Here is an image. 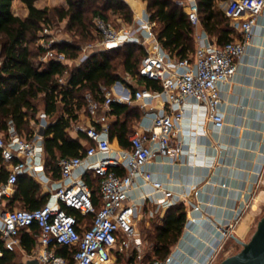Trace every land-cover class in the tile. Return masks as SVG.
I'll use <instances>...</instances> for the list:
<instances>
[{"label": "built area", "instance_id": "1", "mask_svg": "<svg viewBox=\"0 0 264 264\" xmlns=\"http://www.w3.org/2000/svg\"><path fill=\"white\" fill-rule=\"evenodd\" d=\"M177 3L188 14L196 43L194 52L183 58H175L163 47L155 30L156 21H152L148 14L138 25L120 28L103 18H95L100 38L95 43L84 44L78 58H70L54 47L61 41L57 38L60 29L56 25L43 26L37 41L44 48L41 62L54 59L66 64L79 63L95 49L114 48L128 42L145 44L150 38L152 46L142 59L140 74L158 80L162 88L158 91L138 89L135 99L163 94L167 108L152 117L148 129L136 127L131 132L130 147L115 148L110 136L108 111L112 109L113 101L123 102L125 98L104 85L101 86L105 96L103 101L87 92L84 109L89 121H74L72 128L84 132L92 143L79 155L59 159V178H53L46 170L44 138L39 133L41 126L48 125V115L43 113L30 136L19 133L14 121L9 120L7 131L0 136L2 162L8 171L6 178L0 180V257L4 256L5 250H10L25 254V257L14 259L12 264H29L30 259L36 260L37 264H115L116 253H129L135 259L133 264H174L171 254L164 259H147L144 239L139 235L136 212L140 200L160 193L156 199L158 205L170 207L177 204L173 190L155 178L145 165L156 155L181 156L183 141L179 135L188 99H195L205 108L207 119L215 127L224 126L220 84L237 73L239 61L251 43L254 27L264 11V0H223L221 7L237 34L224 44H218L205 30H199L202 24L197 0H177ZM139 31H145L146 36L141 38ZM1 63L0 60V67ZM59 81L64 84L65 75ZM202 129L208 131L206 127ZM82 166V175L76 177L75 172ZM116 167L125 170L119 172ZM88 171L100 178L98 206L84 177ZM22 174L36 179L43 193H48L41 207L8 206ZM138 177L150 183L153 192L133 195ZM70 208L78 210L81 217L69 211ZM193 208L199 209L200 205L195 204ZM237 221L238 217L235 222L219 226L226 238L230 237ZM34 224L39 228L36 244L31 251H26L21 233L30 230ZM63 246H66V251L60 253ZM216 253L205 264H215Z\"/></svg>", "mask_w": 264, "mask_h": 264}, {"label": "trees", "instance_id": "2", "mask_svg": "<svg viewBox=\"0 0 264 264\" xmlns=\"http://www.w3.org/2000/svg\"><path fill=\"white\" fill-rule=\"evenodd\" d=\"M29 13L26 17L16 15L12 11V0H0V136L8 128L9 120H13L17 131L30 136L34 132L35 123L39 122V113L43 110L52 119L45 127L44 158L47 172L53 178L61 176L59 159L65 156H76L86 149L81 141L89 144L91 139L84 132L74 137L72 123L78 119L79 111L86 105L85 94L90 92L103 101L105 96L101 90L104 85L110 88L117 80H121L126 71L146 85L160 90L161 83L140 74V66L147 50L143 45L128 42L121 46L107 49H95L89 57L79 63L66 64L54 59L45 62L39 60L44 48L37 41L45 24H56L58 20L68 19L66 30L70 33V41L54 44L58 51L65 52L70 58H78L82 46L98 39L95 34V18L100 17L111 22L115 15L127 23L134 20L131 6L124 0H66L62 7H38L34 0H23ZM150 19L157 23V37L163 47L171 55L187 57L195 50L193 27L177 0H145ZM222 0H197L201 24L205 31L216 38L218 44H224L234 36V28L229 17L218 2ZM65 75V83L59 78ZM62 85V87H61ZM109 115H114L111 122V138L116 137L122 146L130 147L129 133L131 120L140 115L130 112L127 103L113 101ZM2 162L0 149V163ZM3 163V162H2ZM3 165V164H2ZM1 178L8 171L4 165L0 167ZM116 170L123 172L124 170ZM94 175V174H93ZM0 178V179H1ZM85 179L93 190L95 204H100L98 195L100 178L90 174ZM48 193H43L41 184L28 174L20 175L18 186L8 206L22 204L27 209L41 207L47 200ZM69 211L81 217L78 210ZM91 218V216H89ZM187 218L185 204L170 206L159 224L148 237L153 242L151 250L146 251V258H166L172 245L179 239ZM39 228L36 224L30 230L21 233L22 242L27 250H31L37 239ZM66 251V246L59 249ZM120 257L124 254L119 253ZM14 253L5 250L0 257V264H12ZM124 264H133L126 261Z\"/></svg>", "mask_w": 264, "mask_h": 264}, {"label": "crops", "instance_id": "3", "mask_svg": "<svg viewBox=\"0 0 264 264\" xmlns=\"http://www.w3.org/2000/svg\"><path fill=\"white\" fill-rule=\"evenodd\" d=\"M222 1L218 2L219 6ZM126 2L133 9L134 20L132 23H127L118 17L120 25L118 23L117 28L138 25L147 14L150 17L145 0ZM34 3L38 7L67 5L66 0H34ZM12 11L16 15L26 17L29 8L23 0H12ZM67 22L68 19L65 18L53 24L60 29L57 38L61 41L72 39L65 28ZM199 30L205 29L200 26ZM236 34L235 31L234 35ZM138 35L144 38L146 32L139 31ZM99 38L98 33L97 40L87 43H95ZM212 40L216 42L215 37H212ZM151 43L152 40L149 38L145 44L140 45H143L148 53ZM110 88L124 96L123 103L129 105L130 112L140 113L131 120V132L136 127L148 129L152 117L166 111L167 100L163 94L154 98L135 99V91L138 89L146 88L152 91L158 89L147 86L145 81L126 71L122 79L117 80ZM220 90V108L225 117L224 126L215 127L207 119L205 108L195 99H188L185 102L179 135L183 141L181 156L156 155L145 165L155 178L161 179L173 190L177 204L186 206L187 218L183 231L171 247L170 254L174 264H205L215 255L217 249H219L218 254L216 253L218 258L220 249L228 241L233 240L239 244L234 235L247 240L264 205V11L254 27L253 39L239 61L237 73L228 81L222 82ZM43 113L45 112L41 110L39 119ZM87 116L83 107L75 121L88 123ZM46 118L48 123L52 119L50 115ZM109 119L111 123L115 120V116L109 115ZM32 124L35 126L37 123L32 121ZM203 127L208 131L204 132ZM71 129L74 137L79 135L77 131ZM81 141L88 145L85 139ZM112 141L115 148L125 147L116 137L112 138ZM2 164L1 162L0 167L4 165ZM83 169L84 166L80 167L75 172V176L80 177ZM87 174L94 178L91 171ZM153 190L150 183L138 177L132 193L140 196L144 192L151 193ZM160 196V193H154L147 200H140L136 212L137 227L139 235L144 239L145 251L146 248L151 250L153 246L152 241L146 240L149 233L162 223L169 208L158 205L156 199ZM195 204H199L200 208L194 209ZM237 217L238 221L231 230L230 237L226 238L219 226L224 227L230 222H235ZM31 250L26 249V251ZM124 256L126 261L135 262L134 257L129 253ZM22 257H25V254L18 251L14 253L13 261Z\"/></svg>", "mask_w": 264, "mask_h": 264}, {"label": "water", "instance_id": "4", "mask_svg": "<svg viewBox=\"0 0 264 264\" xmlns=\"http://www.w3.org/2000/svg\"><path fill=\"white\" fill-rule=\"evenodd\" d=\"M39 133L44 135V126H41ZM233 237L241 244V249L224 257L217 264H264V215L258 220L249 240H243L235 235ZM28 263L37 264V261L30 259Z\"/></svg>", "mask_w": 264, "mask_h": 264}, {"label": "rangeland", "instance_id": "5", "mask_svg": "<svg viewBox=\"0 0 264 264\" xmlns=\"http://www.w3.org/2000/svg\"><path fill=\"white\" fill-rule=\"evenodd\" d=\"M110 21L112 22V24H113L115 27H117V26L120 25V22H118V21H119V20H118V16L112 15ZM118 23H119V25H118ZM95 34H96V31H95ZM37 43H38V42H37ZM0 54H1V43H0ZM0 60H1V56H0ZM39 60H40V57H39ZM40 61H41V60H40ZM40 119H41V118H40ZM15 207H19V208H21V207H23V206H22V204H20V203H16V204H15ZM263 215H264V205H262V207H261V209H260V211H259L258 218H257V220H256V222H255V225H254V227H253V230H252V232H251V234H250V236L248 237L247 240L250 239L252 233L254 232V230H255V228H256V225H257L258 220H259ZM146 236H147V235H146ZM145 239H146V238H145ZM146 240L151 242V239H150L149 237H147ZM146 243H147V242H146ZM241 247H242L241 244H237V243H235L233 240L228 241V242L224 245V247H223L222 249H220V253H219V255H218V258H217V261L215 262V264H217L219 261H221L224 257H226V256H228V255H230V254H233V253L238 252V251L241 249ZM146 251H149L148 248H146ZM116 258H117V260H116V263H115V264H124V263L126 262V256H122V257H120L119 253H116Z\"/></svg>", "mask_w": 264, "mask_h": 264}]
</instances>
